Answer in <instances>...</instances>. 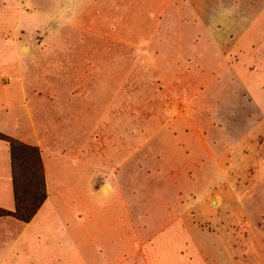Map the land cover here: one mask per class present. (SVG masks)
<instances>
[{
  "label": "rangeland",
  "instance_id": "374dc122",
  "mask_svg": "<svg viewBox=\"0 0 264 264\" xmlns=\"http://www.w3.org/2000/svg\"><path fill=\"white\" fill-rule=\"evenodd\" d=\"M36 3L4 33L49 212L0 222L76 231L124 264H264V0Z\"/></svg>",
  "mask_w": 264,
  "mask_h": 264
},
{
  "label": "crops",
  "instance_id": "0c3cea01",
  "mask_svg": "<svg viewBox=\"0 0 264 264\" xmlns=\"http://www.w3.org/2000/svg\"><path fill=\"white\" fill-rule=\"evenodd\" d=\"M36 1L34 0L30 11L27 9L30 7V0H0V91L6 95L9 94V96L12 94L18 96V100L12 101L13 105H10L9 102L0 103V130H2V122H5L9 128L21 129L19 134L13 136L27 144L31 137L29 111L25 105L19 103V101L22 102L23 94L25 95L22 80L24 58L16 49L18 40L5 38L4 31L29 29V14L33 15L35 20L41 19L40 16L44 11L39 8ZM13 66L18 69V72L20 71L19 77L18 75L15 77L2 74L6 69L11 72ZM25 78L27 79V77ZM24 90L27 91L26 86H24ZM12 197L11 148L8 142L0 140V207L10 206L7 202H11ZM102 199L109 200L108 198ZM49 200L48 193L46 202L31 222L19 221L30 225L39 218V215L49 212L47 210ZM101 207H105L104 203L101 204ZM8 210L14 211L15 209L12 210L9 207ZM10 217H0V219ZM0 228H2L0 230V264H110V262L111 264H124L122 248L110 247L108 244L94 246L91 240H89L88 246L79 247L76 239L80 234L76 231L46 230L44 223L36 230L19 232L12 231L9 226L1 222ZM84 236L93 239V232L85 231ZM102 238H105L104 234H102ZM120 255L121 257H119Z\"/></svg>",
  "mask_w": 264,
  "mask_h": 264
},
{
  "label": "trees",
  "instance_id": "16d2710c",
  "mask_svg": "<svg viewBox=\"0 0 264 264\" xmlns=\"http://www.w3.org/2000/svg\"><path fill=\"white\" fill-rule=\"evenodd\" d=\"M0 140L10 144L15 197V210L0 207V217L11 216L29 223L48 197L41 150L3 132Z\"/></svg>",
  "mask_w": 264,
  "mask_h": 264
}]
</instances>
